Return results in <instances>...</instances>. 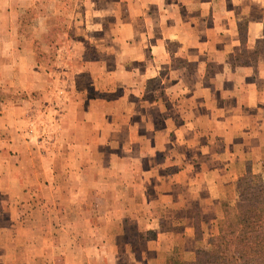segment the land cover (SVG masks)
Segmentation results:
<instances>
[{
	"label": "rangeland",
	"instance_id": "1",
	"mask_svg": "<svg viewBox=\"0 0 264 264\" xmlns=\"http://www.w3.org/2000/svg\"><path fill=\"white\" fill-rule=\"evenodd\" d=\"M190 1L197 4V0ZM200 2L206 4L205 27L198 32L200 55L193 49L189 53L195 58L194 66L202 68L203 84L213 85L219 74L247 63H264V39L250 43L247 34L250 18H264V0ZM44 5L36 3L25 15L21 33L34 39L35 60L30 66L46 73V91L0 92V100L41 99L46 103V107L33 106L28 112L31 122L23 128L33 135L27 140V153L19 157L22 162L14 159L20 171L16 175L11 167L10 172H3L5 194H0L1 199L9 192L11 198L17 188L21 192L17 184L25 179L33 186L28 195L34 212H28L25 224L12 222L8 207L1 203L0 264H196L197 251L210 249L208 240L218 235L225 216L231 218L235 211L248 209L247 201L239 199L238 180L242 177L246 187L264 191L263 174L246 170L239 175L235 168L231 175L224 169L219 179L225 176L228 183L214 186L213 180L220 174L213 169L214 147L201 150L206 137L212 136L211 125H206L203 134L200 129L205 125L190 123V132L185 126L181 129L185 138H178L179 124L161 125L169 137L160 144L171 151L167 156L156 153L146 130H136L150 132V120L143 119L140 112V117L134 116L135 110L128 106L134 94L128 95L127 102L121 100L122 89L99 93L100 85L86 74L87 67L101 60L102 50L89 44L80 30L69 28L66 13L55 17L49 13L43 32L38 16L43 15ZM231 14L237 21L234 42L229 27L222 26ZM38 31H42L39 37ZM224 35L227 39L221 37ZM181 48L177 43L171 47L175 63H186L176 55L184 53ZM104 62L116 65L113 55L105 56ZM165 84L154 78L146 82L147 87L158 89ZM63 93L73 97L72 101L77 96L85 100L79 108L68 107L69 103L65 107L61 105ZM135 95L149 116L155 93L138 91ZM55 98L61 99L60 107ZM124 114L130 119L121 123ZM138 131H143V141H139ZM222 160L229 164L227 157ZM233 176L240 177L231 188ZM118 213L123 229L120 238L112 235L113 217ZM3 226L13 235L3 232Z\"/></svg>",
	"mask_w": 264,
	"mask_h": 264
},
{
	"label": "crops",
	"instance_id": "2",
	"mask_svg": "<svg viewBox=\"0 0 264 264\" xmlns=\"http://www.w3.org/2000/svg\"><path fill=\"white\" fill-rule=\"evenodd\" d=\"M200 1L197 0L194 6L190 0H0V92L26 91L29 94L33 90L46 91V73L30 66L35 60L34 39H28L21 33L25 15L36 3L39 6L43 3V15L38 16L41 25L38 27L45 29L43 32L48 27L46 19L49 13L54 14L53 17L66 13L69 28L80 30L89 44L102 50L101 60L87 67L86 74L100 85L96 89L99 93L122 89L121 100L127 102L128 95L134 94L133 103L128 104L135 110L134 116L140 117V112L145 115L143 119L150 120V132L144 128L136 130H146L149 139L154 141L156 153L167 156L171 151L168 146L160 144L162 139L168 140L169 137V132H162L161 125L179 124L176 130L178 138H185L181 129L185 126L188 131L190 123L205 125L200 129L203 134H206L203 130L206 125H211L212 136L206 137L201 150L205 152L214 147L213 169L215 174L220 173L213 180L214 186L228 183L225 176H222L223 181L219 179L224 169L231 175L238 168L239 175L253 170L264 176V63H247L219 74L213 85L203 84L202 68L194 66L195 58L189 53L193 49L200 55L198 32L206 23V4ZM224 20L222 26L229 27V35L234 42L237 21L232 19V14ZM247 34L250 43L264 39V18H250ZM221 37L227 39L225 35ZM173 43L182 45L184 53L176 55L185 58L186 63H175L176 57L171 50ZM226 49L228 51L229 46ZM110 55L114 56L115 66H107L104 62V57ZM152 78L166 84L161 89L147 87V80ZM138 91L155 93L150 107L153 112L149 116L139 105L142 100L135 95ZM63 95L62 100L65 101L61 105L65 107L69 103L68 107L79 108L80 102L85 100L83 96H77L72 101L73 97L68 98L67 93ZM55 99L56 106L60 107L61 99ZM40 100L17 103L10 98L0 100V194H5L3 172L12 170L17 175L20 171L14 159L22 162L19 157L27 153L29 135H33L23 127L31 122L28 115L31 107H46V103ZM103 106H107L106 100H103ZM129 119L130 115L126 114L119 118L121 123ZM135 122L142 125L140 121ZM143 131H138L139 141H143ZM16 144L20 145L19 149L14 148ZM222 157H227L229 164H224ZM230 178L229 187L234 188L237 177ZM18 186H21V192L17 188L11 198L10 192L5 195L6 199H1L0 195V205L5 203V208L8 207L7 215L12 222L25 224L29 213L34 212L30 202L32 198L28 195L29 187L33 186L25 179ZM119 214L113 217L115 227L112 235L117 238L123 235ZM2 231L13 235L6 226Z\"/></svg>",
	"mask_w": 264,
	"mask_h": 264
},
{
	"label": "trees",
	"instance_id": "3",
	"mask_svg": "<svg viewBox=\"0 0 264 264\" xmlns=\"http://www.w3.org/2000/svg\"><path fill=\"white\" fill-rule=\"evenodd\" d=\"M242 180H238L239 199L247 201L248 209L225 216L218 235L208 240L210 249L197 251L196 264H264V191L250 189Z\"/></svg>",
	"mask_w": 264,
	"mask_h": 264
}]
</instances>
